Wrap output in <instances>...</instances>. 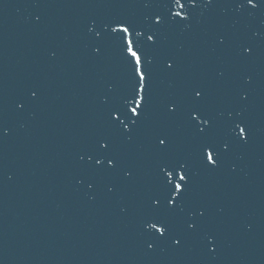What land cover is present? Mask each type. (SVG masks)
Segmentation results:
<instances>
[{
  "label": "snow or ice",
  "instance_id": "obj_1",
  "mask_svg": "<svg viewBox=\"0 0 264 264\" xmlns=\"http://www.w3.org/2000/svg\"><path fill=\"white\" fill-rule=\"evenodd\" d=\"M79 2L94 10L78 24L85 57L104 63L114 54L119 74L103 81L100 122L75 149L74 186L91 200H126L119 211L134 216L145 256L179 253L195 240L214 259L221 240L212 204L201 196L202 178L235 174L230 158L254 138L247 114L264 87L248 69L264 58V35L250 22L259 16L264 23V0ZM229 11L237 18L231 31L223 18ZM241 21L249 22L246 32ZM194 29L212 54L197 72L169 47L173 33ZM164 80L172 90L159 87ZM41 98L39 85L26 87L13 111L37 107ZM11 132L0 92V142Z\"/></svg>",
  "mask_w": 264,
  "mask_h": 264
},
{
  "label": "water",
  "instance_id": "obj_2",
  "mask_svg": "<svg viewBox=\"0 0 264 264\" xmlns=\"http://www.w3.org/2000/svg\"><path fill=\"white\" fill-rule=\"evenodd\" d=\"M93 11L79 0H0V92L12 128L0 142V264H264V94L259 90L247 114L254 138L229 160L236 173L202 178L201 196L212 204L221 240L214 259L203 255L195 240L179 253L145 256L134 216L119 211L126 200L99 195L91 200L74 186L75 149L100 122L97 95L103 81L119 74L114 54L104 63L84 55L78 24ZM223 18L231 31L237 18L230 11ZM247 23L237 27L246 32ZM250 23L264 35L261 17ZM199 38L195 29L169 38V47L187 58L192 72L212 55ZM248 70L264 87V58ZM35 85L42 91L40 105L13 111L11 102ZM159 87L172 90L167 80Z\"/></svg>",
  "mask_w": 264,
  "mask_h": 264
}]
</instances>
